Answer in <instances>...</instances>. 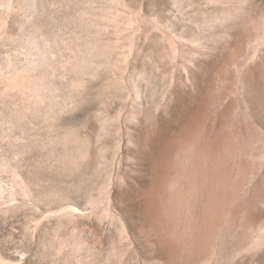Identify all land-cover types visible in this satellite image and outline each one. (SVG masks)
Segmentation results:
<instances>
[{
	"label": "rangeland",
	"instance_id": "rangeland-1",
	"mask_svg": "<svg viewBox=\"0 0 264 264\" xmlns=\"http://www.w3.org/2000/svg\"><path fill=\"white\" fill-rule=\"evenodd\" d=\"M0 264H264V0H0Z\"/></svg>",
	"mask_w": 264,
	"mask_h": 264
}]
</instances>
